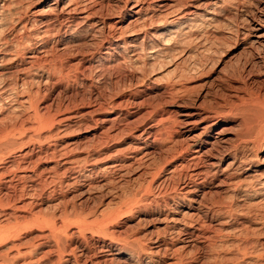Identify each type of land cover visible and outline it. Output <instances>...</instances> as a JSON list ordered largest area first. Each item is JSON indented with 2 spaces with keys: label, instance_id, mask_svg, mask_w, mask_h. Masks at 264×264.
<instances>
[{
  "label": "bare ground",
  "instance_id": "6f19581e",
  "mask_svg": "<svg viewBox=\"0 0 264 264\" xmlns=\"http://www.w3.org/2000/svg\"><path fill=\"white\" fill-rule=\"evenodd\" d=\"M186 1L175 10L172 7L174 1H168L155 6L159 10L147 15L151 6L146 4L147 0H0V188L7 199L5 204L0 200V217L2 221L11 215L13 217H10L12 221L0 222V252H3L0 264H38L32 258L36 250H41L44 256H54L56 260L53 264H115L117 260L128 264L126 262L129 261L142 262L143 257L146 258L145 264H189L185 263L188 257H194L196 264H264V88L260 85L256 90H251L249 87L251 83H257L255 76L261 73L259 65L264 67V0H256V8L253 10L252 1L234 0L235 22L226 20L228 24H225L229 29L226 39L229 43L224 40V46L228 45L225 46L226 54H232L242 47L240 52L243 55L246 53L250 58L255 57L254 62L251 61V65L242 70L247 79L239 76L240 79L236 80L240 82L238 86H234L235 89L229 86L236 93L245 95V98L237 97L243 114L239 121L240 130L235 137L232 140L221 137L219 131L214 136L213 119L218 110L216 113L203 112L201 121L195 123L190 120L192 114L189 113H184L183 119L172 121V124L168 118L157 120L159 128L156 131L161 135L156 136H161L160 143L173 138L168 136L174 123L178 122V126L183 124L186 133L198 130L191 137L187 136L188 142L179 143L180 148L172 143V139L170 146L162 144L164 141L161 143L162 151L166 153L164 162L160 170L158 166V171L153 174L156 177L152 178L148 190H145H151L155 184L160 189L158 194L165 198L164 213L157 219L164 226L162 233L156 232L155 236L143 240L138 237H115L110 228L118 221V215L124 209L122 203V208L120 205L116 207L118 210L115 208L117 211L102 212L91 220L85 217L71 221L73 216L80 215H76L74 207H71L73 216L68 215L67 209L62 207L65 208L62 215L50 214V218H44L48 232L43 235V241L32 244L31 238H21L25 230L31 229L34 222L41 220V216L31 215L25 219L15 214L17 210L32 211L33 204L42 206L46 201L56 202L58 197L64 198L68 191L79 193L78 197L89 195L97 189L94 185L96 180H99L98 184L106 177L108 180V176L119 177L127 166L119 159L121 153L116 152L112 160L107 161L106 158L105 163H98L94 152L98 153L101 148H88L86 157L74 159L71 155L67 156L63 149L43 147L42 143L32 145V115L35 121L33 126L37 131L71 119L70 116L56 119L53 115H41L37 101L32 100L33 87L38 88L35 93L37 95L40 86H47L55 74H61L62 71H56L52 63L66 56L69 48L72 49L81 39H84L87 48L82 54H87L90 61L100 66L103 63L112 65L119 59L133 65L141 56L153 63L166 58L167 53L174 51L176 45L178 49L179 44L188 42L191 45L193 40L200 42V54L209 53L211 45L206 37L209 31L219 30L221 22L218 17L228 8L230 0H204L200 4L205 8L202 12L200 5L191 6ZM32 4L40 9L33 13L29 11V17L22 21L21 16L25 15ZM185 5L191 6L192 10L182 9ZM114 8L119 12H115ZM114 18V22L110 21ZM155 18L158 21L154 35L140 33V30L133 28L132 24L151 22ZM76 22L80 29L76 28ZM32 29L36 30L34 34ZM53 32L59 35L51 37ZM139 34L143 35L142 41L146 42L148 37L154 40L147 41L141 54L137 50ZM49 38L53 39L58 49L53 57L44 50V42ZM183 52L175 66L178 74L167 86L169 89L166 97L171 103L185 101L182 81L184 78L187 81V68L184 65L190 52ZM237 59L236 62L239 61ZM228 78L231 82L236 77ZM200 125L203 126L196 127ZM107 131L104 136L109 139ZM151 134L150 131H142L132 137L133 142L130 141L129 145L133 146L136 155L131 159L136 161L149 156L151 142L155 140L150 141ZM163 135L167 138L163 139ZM125 154L121 155L125 157ZM44 156H51L52 163L42 167L41 158ZM176 177L178 184L175 185L174 180V185L168 187L170 179ZM219 190H225L222 197L217 193ZM210 194L218 196L217 201L211 204L209 201L207 204L204 198ZM127 204L125 209L131 212L130 206L133 209L137 203L134 201L130 206ZM251 205L260 208V213L249 215ZM7 210L12 213H6ZM69 216L73 218L70 220ZM45 247L47 250L43 251ZM93 258L98 261L93 263ZM81 259L83 263H80Z\"/></svg>",
  "mask_w": 264,
  "mask_h": 264
},
{
  "label": "rangeland",
  "instance_id": "374dc122",
  "mask_svg": "<svg viewBox=\"0 0 264 264\" xmlns=\"http://www.w3.org/2000/svg\"><path fill=\"white\" fill-rule=\"evenodd\" d=\"M168 1H174V3L172 4V7L174 8L173 10L180 8V6L184 4V0H147L146 4L151 5L150 9L148 8L149 10L147 11V15H151L152 12H157L159 8L155 6L168 3ZM187 1L189 5L192 6L194 4L200 5L204 0ZM235 1L230 0V3L228 2L227 4L228 8H226V10L221 13L222 16L220 18L218 17L219 21L221 22L219 25V30L208 32L209 34L206 39L208 40L207 42L211 45V48H209L210 54H200V48L198 46L200 42H196L198 40H193L192 43H190L192 46L189 45L188 42H185L179 44L177 49L176 45L174 47V51H169V53H167L166 58L160 59L159 61L153 63L147 62L144 57L140 55L141 57H139L138 61L133 65L127 62L125 63V61L119 59V62L117 61L116 63L115 61L112 63V65L103 63V66L101 65V67L100 64L97 65L93 63V61H90L88 56H86L87 54L85 55L86 57L82 54V52H85L87 48L85 46L84 39H81L76 43V46H73L74 48H69L66 56H64L63 58H58L52 63V67L55 69L57 68L56 71L58 69L61 70L62 73L55 74L47 86H40V91L37 95L35 93L38 88L34 86L32 90L34 91L32 100L37 101L38 112L41 115H53V118L56 119L62 116H70L71 119L66 123H53L52 128L50 127L43 130L38 129L37 131L36 128H34L35 121L33 120L34 118L31 114L32 145L35 146L37 145L36 143H42L43 147L45 145L49 146V148L51 149H53L54 147L57 150L63 149L67 152V156L71 155V157H74V159H83L84 157H86L88 148V150H91L90 148H97V150L101 148L102 150L98 153L94 152V157H97L98 163H105L106 158L107 161H110L115 157V155L119 153H126V156L124 155L125 157H123V155L121 154H119L118 156L119 159L121 161L123 160L122 162H125V165L127 166L123 168L119 177L108 176V180L106 177L102 183L99 182L98 184L97 182L99 180H96L94 185L97 187V189H95L96 191H91L92 193H90L89 195H82L81 197H78L77 194L79 193L75 194L68 191V193L65 192L64 198L58 197V201H60L58 205H56L58 201H46L42 206L33 204L31 207L32 211L30 209L17 210L15 214L24 217L25 219H29L31 215L32 217L34 215L41 216V220H39L38 222L32 221V225L33 222L34 225H31V229L29 228L22 233V239L25 238V240H27L31 238L32 244L43 241V235H46L48 232L47 227L45 228L46 224L43 222L44 218L48 219L51 215H62L65 208L67 209L68 215H71L73 207L76 209V215H80L79 217L71 215L74 217H72L73 219L71 218V216H69L70 220L72 219L71 221L80 220L85 217L91 220L92 217L100 216L102 212L109 213L110 211L113 212V210H118V208L116 207L122 203H124V207L123 205H120V207L127 209V207H125L126 204L128 203L127 205L130 206V204L132 202L134 203V201L137 204H134L135 206L132 207L133 209H131L132 205L130 206V210H132L131 212H128V210L125 209L128 212L127 213L124 209H121V215H118L119 219L115 223V225L110 228V232H112L117 238L138 237L142 240L146 237L155 236L158 232H163L164 226L163 224H161V222H158L157 219L161 218V214L164 213L163 206L165 200L163 199L165 198H162L161 195L158 194L160 189L159 187H156L155 184L152 185L153 187L151 188V190H145L148 187L149 183L153 181L152 178L156 177H153V174L160 170V167H162L161 163L164 162L163 158L166 155V153L163 152V145L161 146V143L164 140L160 143L159 141L162 140L161 136H156L157 134H160L158 133V130L156 131V128H159L157 127V120L168 118V120L172 124V121H175L177 119L179 121L183 119L184 116L182 115L184 113H189L190 115L192 114V116H190V120L192 122H198L201 121V114L203 112L212 111L216 113L218 110L219 112H217L215 118L213 119L214 136H216V133L219 131L218 133L221 134V137L230 138L232 140V138L235 137V134H237L240 130L239 127H241V123H239V121L241 122L243 108L237 100V97L239 96L245 98V95L242 93H236L235 91H233V89H235V87L238 86V83H240L236 81L240 79L239 76L241 77V79H247L242 70L251 65V61L254 62L255 57L253 58L251 56L250 58L246 53L244 54V56L243 52H240L242 51V47H239L232 54L231 52L230 54H226V47L228 45H225V47L224 44H226L227 42L226 39H228L227 33H229V29L227 28L228 25L225 27V24L227 22H235ZM250 1H252L253 4L256 0ZM191 6L185 5L182 7V9H187L188 11H190L192 10L190 9ZM35 7L36 6L32 4L31 8L27 10L28 12L26 11L25 15L21 16L22 21H26L27 17H29V11L34 12V10L40 9ZM199 7L200 12L205 10L204 6L200 5ZM251 8L252 10L253 8H256L255 3L251 5ZM113 10L117 13L119 12L118 9L116 10L114 8ZM115 15L117 14L115 13ZM115 20L116 19L114 18L110 21L114 22ZM153 20H151L152 23L145 21L143 22V24L135 23L132 25L134 29L140 30V33L145 32L147 33V35H154V32L157 30L155 25L158 19L156 20L155 18L154 23ZM229 20H231L232 22ZM76 24L74 27L78 25L76 28L80 29L79 24ZM76 28L75 30H77ZM35 31L36 30L32 29V34H34ZM58 35L59 34L53 32L51 37H57ZM139 36L140 37L137 42V50L141 54V49L147 44L148 40H150L151 42L153 40V37H148L149 39H147L145 42L142 41L143 35L139 34ZM224 40L226 42H224ZM230 41L233 42L232 40ZM44 43V50L48 52L49 56H55L58 49H56L57 46L56 43H53V39H50ZM227 43H229V41ZM80 45H82V47ZM185 50L190 52L188 54L189 58L186 60L184 65V67L187 68L185 71L187 81L186 78H184V81H182L183 79L181 80L184 85L183 88L185 93L183 98L185 97V101H181V103L179 101V103L177 101L171 103L169 101V98L166 97L168 96V84L170 85L171 81L175 77V74H178V71H175V66L177 63H179V60L182 57L181 55H183V51ZM239 53H242V55H239ZM230 55H235V57L231 58ZM237 57L238 59L240 57L241 58L236 62ZM76 68L77 70H75ZM259 70L261 73H258L255 76L257 83H251L249 86L251 90H256L257 86L259 87L260 85L264 88V72H262L264 71V67L262 68V66L260 67L259 65ZM231 72L233 74H231ZM229 76L231 78L233 77V79L236 77L234 80L235 82H230V79L228 78ZM229 86L233 87V89ZM65 107L67 108V110H64ZM177 123H174L173 125L170 124L172 128L170 130L171 134L168 136H172L173 138L170 139H172V141L174 142L170 141L167 136L165 137L163 135L162 138L167 139H165L166 141H164V143L162 144L170 146L172 145V142L175 143L178 148H180V144H183L182 142H188L186 140L188 135H190L191 137L198 131L194 130L192 133H186L184 128H182L183 124H179L178 126ZM202 126L203 125L196 127ZM106 131L109 135V139H106L104 136L106 135ZM142 131L152 132L154 137L151 134V137L153 138L150 137L149 139L150 141L155 139L153 140L155 142H151L149 156L135 161L130 158L134 157L136 153H134V150L132 149L133 146L131 147L129 143L130 141H132V137L135 134H139ZM46 139L48 140V144H46ZM105 140H108V142ZM103 141L106 142V144H102ZM128 148H130L131 150ZM189 154L190 153H188L186 158L189 156ZM112 155H114V157H112ZM108 157H110L111 159H108ZM41 160V165H43L42 167L47 165V163H52L51 156H44L41 158ZM171 179L168 182V187L170 188L175 183L178 184L177 177L175 179ZM219 179H221V177ZM174 180L176 182H174ZM172 181L174 182V184H172ZM1 191H3L2 188H0V200L1 203L5 204L7 199L2 195L3 193ZM219 191L220 192L217 193H220L219 195L222 197L225 190ZM144 194H146L147 196H143ZM210 195H206V198H204L206 199L207 204L209 201H211L209 202L210 204L214 201H217L218 196L213 194ZM139 200L143 201L140 202ZM167 201L170 204L172 203L171 200ZM64 202L66 205L64 204ZM227 203L229 205V202ZM157 205L160 207H158ZM255 208L256 210H258L255 211ZM10 209L13 210L14 208ZM259 209L260 208L251 205L248 214L253 216L254 214L260 213L261 210ZM124 211L125 213H123ZM6 213L11 214L12 211L7 210ZM43 214H47L48 217L44 216ZM10 217L8 219H5L4 221H2L3 218L0 217V222L3 223L6 220L12 221L11 218L13 217ZM146 245L149 248L152 247L149 244ZM1 247L2 246L0 245V248ZM45 250H47L46 247L45 249H43V251ZM91 250L92 249L90 247V255L92 253ZM11 251L12 249L9 251V253H11ZM2 253L3 252H0V255ZM32 258L35 259V263L38 264H53L56 260L52 255L44 256L43 253H41V250H36L34 253H32ZM193 258L194 257L186 258L185 263L188 262L189 264H196L197 261H195ZM91 260L93 263L95 261H98L95 258ZM83 262L84 260L81 259L80 263ZM121 262V260H117V263L115 262V264H123ZM126 263L145 264L146 258L143 257L142 262L129 261ZM106 264H114V262H107Z\"/></svg>",
  "mask_w": 264,
  "mask_h": 264
}]
</instances>
